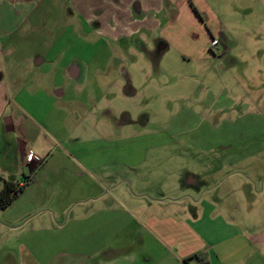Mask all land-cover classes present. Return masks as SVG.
Returning a JSON list of instances; mask_svg holds the SVG:
<instances>
[{
  "label": "crops",
  "instance_id": "1",
  "mask_svg": "<svg viewBox=\"0 0 264 264\" xmlns=\"http://www.w3.org/2000/svg\"><path fill=\"white\" fill-rule=\"evenodd\" d=\"M165 3L178 6L174 14ZM192 5L203 14L205 26ZM46 11L52 14L48 21ZM209 17L214 21L203 0H0V22L13 18L17 23L0 34L1 51L4 64L25 63L45 76L40 89L44 108H62V115L72 116L78 103L85 122L94 108L102 114L96 124L105 129L114 101L136 92L124 78L120 66L127 64L113 43L154 31L166 39V21L204 34L213 25ZM38 28L50 33L48 44ZM33 38L38 43L27 51L17 44ZM202 46L196 54L204 52ZM162 49L161 54L167 47ZM4 72L0 68V107L6 104L5 111L11 96L26 94L27 83L12 93L11 84L16 83L7 82ZM81 76L90 94L85 85L83 93H76ZM0 117L4 130L18 136L21 178L33 177L0 209V264H264L263 188L240 192V208L251 207L256 218L244 213L236 219L234 207L222 211L216 198L205 200L203 176L169 169L172 159L160 155L167 154L170 140H134L132 135L128 141L99 140L89 151L84 142L76 146L65 140L37 147L33 137L34 148L25 149L28 135L12 128L10 112ZM70 130L75 128H51L64 137ZM93 151L96 156H91ZM26 152L39 160L23 163ZM155 165L168 171L164 167L159 176ZM175 176L178 182L173 184Z\"/></svg>",
  "mask_w": 264,
  "mask_h": 264
},
{
  "label": "rangeland",
  "instance_id": "2",
  "mask_svg": "<svg viewBox=\"0 0 264 264\" xmlns=\"http://www.w3.org/2000/svg\"><path fill=\"white\" fill-rule=\"evenodd\" d=\"M203 1L214 15V21L209 17L213 21L209 32L203 29L202 34L192 31L189 25L183 28L175 21H163L168 25L166 39L161 38L165 42L154 31L140 38L122 37L113 43L127 64L120 66L124 69V78H129L136 92L124 97L128 99L114 101L106 117L109 127L105 129L96 124L102 114L94 108L89 122L83 121V108L78 103L72 116L62 115L65 111L62 108L54 112L44 108L40 89L45 76L25 63L14 66V61L9 60L4 64L1 51L4 39L0 36V68L5 70L7 82L16 83V86L11 84L12 93L27 83L25 97L11 96L6 110V104L0 107V116L10 112L12 128L23 136L28 135L25 149L34 148L33 137L38 141L37 147L52 140H65L76 146L84 142L89 151L99 140L128 141L132 135L134 140H170L173 145L166 150L167 154L160 155L172 159L169 169L180 175L203 176L205 200L213 202L216 198L222 211H227L228 205L230 209L234 207L236 219L244 213L251 219L256 218L251 207L240 208V192L245 195L250 187L264 190L261 179L264 178V0ZM165 5L169 14L178 8ZM51 17L50 11L44 13L45 21ZM159 18L162 19L161 14ZM14 25L17 23L14 24L13 18L3 19L0 34L3 30L10 31ZM42 31L46 45L51 36L44 28ZM211 38L218 43L212 51L208 50ZM34 40L17 44L22 51H27L38 43ZM204 45V52L196 54L195 49ZM163 47L167 49L161 54ZM82 80L81 76L76 83V93H83L81 87L85 85L90 94V85ZM121 111H125L124 115ZM118 121L123 125L119 126ZM4 128L0 117V186L5 179L15 182L22 176L18 136ZM51 128L75 130L68 131L64 137ZM115 128H122L124 132ZM96 155L95 151L91 154ZM164 167L155 165V173L162 176ZM171 180L173 184L178 182L176 176ZM173 189L170 186L169 190ZM218 214L224 218L227 215L221 211Z\"/></svg>",
  "mask_w": 264,
  "mask_h": 264
},
{
  "label": "trees",
  "instance_id": "3",
  "mask_svg": "<svg viewBox=\"0 0 264 264\" xmlns=\"http://www.w3.org/2000/svg\"><path fill=\"white\" fill-rule=\"evenodd\" d=\"M192 9L194 10V12L197 14V16L199 17V19L201 20V22L203 23V25L205 26L204 23V16L201 15V13H199L195 7L192 5ZM33 179V177L30 175L29 178L23 176L21 178V183L22 185L18 188H16L17 182H12V181H6L4 180L2 182V185L0 186V209L5 208L6 206H8L13 199L17 196V194L21 191L22 187L30 182ZM195 257H199L198 254H194ZM189 257L185 258V260H188Z\"/></svg>",
  "mask_w": 264,
  "mask_h": 264
},
{
  "label": "built area",
  "instance_id": "4",
  "mask_svg": "<svg viewBox=\"0 0 264 264\" xmlns=\"http://www.w3.org/2000/svg\"><path fill=\"white\" fill-rule=\"evenodd\" d=\"M210 45L209 46V49L212 51V49H217V40H215L214 38H211V41H210ZM38 157L33 155L32 153H29V152H26L23 154V157H22V162L23 163H28V162H31V161H38ZM22 185V183L20 182H17V185H16V188L20 187Z\"/></svg>",
  "mask_w": 264,
  "mask_h": 264
}]
</instances>
